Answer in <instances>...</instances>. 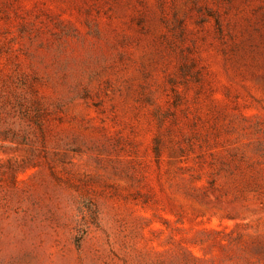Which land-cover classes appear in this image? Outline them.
I'll return each mask as SVG.
<instances>
[{"label":"rangeland","instance_id":"1","mask_svg":"<svg viewBox=\"0 0 264 264\" xmlns=\"http://www.w3.org/2000/svg\"><path fill=\"white\" fill-rule=\"evenodd\" d=\"M0 264H264V0H0Z\"/></svg>","mask_w":264,"mask_h":264}]
</instances>
